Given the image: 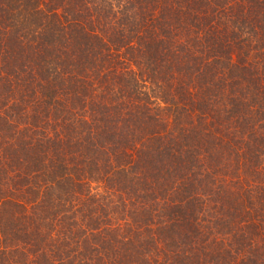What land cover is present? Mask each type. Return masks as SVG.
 <instances>
[{"label":"trees","instance_id":"1","mask_svg":"<svg viewBox=\"0 0 264 264\" xmlns=\"http://www.w3.org/2000/svg\"><path fill=\"white\" fill-rule=\"evenodd\" d=\"M0 264H264V0H0Z\"/></svg>","mask_w":264,"mask_h":264}]
</instances>
